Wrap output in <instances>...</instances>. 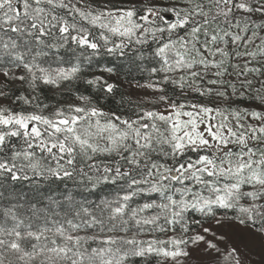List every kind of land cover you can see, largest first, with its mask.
I'll use <instances>...</instances> for the list:
<instances>
[{
    "label": "snow or ice",
    "instance_id": "6c2138e0",
    "mask_svg": "<svg viewBox=\"0 0 264 264\" xmlns=\"http://www.w3.org/2000/svg\"><path fill=\"white\" fill-rule=\"evenodd\" d=\"M62 49L149 64L136 87L163 110L123 117L80 95L45 114L43 89L82 71ZM7 180H73L89 195L123 183L98 202L68 192L31 216L5 209L0 264H264V0H0Z\"/></svg>",
    "mask_w": 264,
    "mask_h": 264
},
{
    "label": "trees",
    "instance_id": "16d2710c",
    "mask_svg": "<svg viewBox=\"0 0 264 264\" xmlns=\"http://www.w3.org/2000/svg\"><path fill=\"white\" fill-rule=\"evenodd\" d=\"M71 47L75 48L76 46L72 45ZM81 51L83 50L77 49L76 53L68 49H62L60 51L59 55L64 57L66 61L64 66H70L71 63L77 62V58H79L82 61V71L78 79L66 82L59 90L50 87L43 89L40 102L50 106L49 109L45 110V113H49L57 106L74 104L80 95L89 96L91 101L103 111L107 113L114 112L123 117L132 116L139 107H155L158 110L163 108V105L148 103L149 100L156 97L152 90L146 88L133 89L137 81L140 84H145L150 79H153L147 71L150 67L149 64L144 63L141 67L137 68L130 63L127 57L108 55L103 53V50H101V55L93 56L90 61H86L83 60V57H80ZM90 51H85V55L90 53ZM108 67L115 70L114 74H110L104 70ZM102 74L108 76L107 81L109 83L117 85V88L112 94L106 93L101 87H93L85 82L87 79ZM167 93L169 96L175 97L179 95V90H174L173 86L168 85ZM245 103L248 102L246 101ZM28 110L32 109L28 108ZM0 183L3 184L0 187V218H2L4 210L12 208L13 206H15V210L21 216H31L33 211L32 205H36L37 209H44L48 206V197L51 196L59 200L68 192L73 193L78 200L87 198L88 201L92 202H98V199L104 197L116 198L118 195H122L121 185L123 182L115 185H101L92 195H89L84 190L83 184L75 183L73 180L40 182L39 185L34 181L12 182L7 180ZM154 198L158 199V197ZM164 235L170 236L173 233L168 232ZM153 264H155V261H153Z\"/></svg>",
    "mask_w": 264,
    "mask_h": 264
},
{
    "label": "rangeland",
    "instance_id": "374dc122",
    "mask_svg": "<svg viewBox=\"0 0 264 264\" xmlns=\"http://www.w3.org/2000/svg\"><path fill=\"white\" fill-rule=\"evenodd\" d=\"M98 2L103 3V0H98ZM116 3H119V0H116ZM94 34H98V32H96V33H94ZM73 63H75V62H73ZM99 76L102 77L103 80H107V79H108V76L105 75V74H102V75H99ZM153 79H154V77H153ZM133 89L138 90V89H144V88H138V87H136V85H135ZM153 93H154V92H153ZM154 95H155V96H158L159 93H154ZM175 98L180 99V96H179V95H176ZM188 100H189V101L201 100L202 102H207V98H201V97H198L197 95L194 97V94L188 96ZM80 103H81V101L77 100L74 104H80ZM92 103L95 105L94 102H92ZM246 104H247V103H246ZM240 106L243 107L244 105H240ZM160 110H163V108H161ZM105 112H106V111H105ZM45 114H48V113H45ZM101 159H103V158L101 157ZM118 183L121 184V182H118ZM154 197H158V196H154ZM156 235H157L159 238H161V239H166V238H167V236L164 235V234L157 233ZM258 258H259L258 256H254V257H253V259H258Z\"/></svg>",
    "mask_w": 264,
    "mask_h": 264
}]
</instances>
